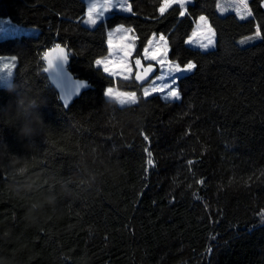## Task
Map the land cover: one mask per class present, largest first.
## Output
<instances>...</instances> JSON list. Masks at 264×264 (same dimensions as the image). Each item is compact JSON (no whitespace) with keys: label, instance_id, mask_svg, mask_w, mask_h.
<instances>
[{"label":"trees","instance_id":"obj_1","mask_svg":"<svg viewBox=\"0 0 264 264\" xmlns=\"http://www.w3.org/2000/svg\"><path fill=\"white\" fill-rule=\"evenodd\" d=\"M263 2L248 0L252 15L240 19L246 10L238 0H193L184 16L177 3L161 14L164 0H129L131 13L115 9L89 27L82 22L86 0H0V16L35 28L1 38L0 55L17 57L13 81L27 76L42 92L47 104L40 111L50 125L46 139L36 137L29 149L0 118V259L264 264ZM202 15L217 35L208 50L186 43ZM121 24L136 35L133 60L157 66L142 85L136 72L125 81L95 64L109 54L108 33ZM257 25L261 37L240 44ZM161 35L167 60L196 64L178 81L179 100L165 99L168 89L151 92L163 83H152L162 70L143 50L148 40L163 45ZM56 44L69 48L71 70L94 86L69 109L43 72L44 53ZM9 86L0 85V108L13 99ZM109 87L141 97L129 106L142 118L138 127L106 107ZM85 149L111 156L120 168L82 186L76 161Z\"/></svg>","mask_w":264,"mask_h":264},{"label":"snow or ice","instance_id":"obj_2","mask_svg":"<svg viewBox=\"0 0 264 264\" xmlns=\"http://www.w3.org/2000/svg\"><path fill=\"white\" fill-rule=\"evenodd\" d=\"M107 2H110V0H107ZM186 2V0H164L163 5L160 7V13L163 14L165 11H167L168 8L172 7L173 4L179 3L180 5H183ZM190 2V0H189ZM233 2H237V0H233ZM239 4H242L244 9L246 10L245 15H241L240 19H245L246 17H250L252 15L250 10L248 9V0H238ZM116 9L122 8L121 0H116V3L114 5ZM96 10V6L93 5L88 9V18L83 23L89 24V25H97V19L93 17L92 13ZM124 11H127L131 13L132 9L131 6L127 7V9H123ZM237 12H240V8L235 9ZM102 16V13L100 14ZM180 16H184V12H180ZM103 18V17H102ZM200 25L202 26V32L199 33L200 36H202V39H197L196 41H187L186 43H195L199 46L201 49H209L210 47H214V37H215V31L212 29L211 25L208 23V18L206 16H200L199 17ZM121 29H124V25H119L114 31H120ZM125 32H132L133 29L128 28L124 29ZM112 33L109 32V40H108V50L109 55H112L113 47L117 49L119 53L122 55L119 57V59L116 60H110L107 58L104 59H96L95 64L99 67L102 66L103 72L108 74L109 77L114 76H120L123 80L127 81L131 79L132 74V67L128 63V58L132 55V44H122V45H116L114 46L112 44L111 40ZM193 35H198V33H193ZM261 37L260 28L257 25L254 36L246 37L245 39L240 41V44H245L247 42L253 41L257 38ZM153 39H155V35L153 36ZM159 40L163 42V45L160 44H154L153 40L147 41V46L144 47L143 54L144 57L147 60L150 61H158L159 65L161 66L162 74L160 76H157L152 83H155L157 80L163 81L161 85H158L156 87H153L151 89V92H164L165 89H168L165 99L168 100H179L181 97V92L179 88L178 81L185 78L186 74L191 73L192 70L196 68V64L188 61L183 67L179 63H175L173 61L167 60L168 56V46H167V40L166 38L161 35L159 37ZM152 48V51H149V48ZM51 53H57L56 55V61L58 59L67 60L68 55L65 52V49L61 47L60 44H56L55 47L49 52L44 53V58L48 61V68H51L53 64V59L51 56ZM163 56V59L160 58V56ZM2 59V58H0ZM13 61H15L17 58L13 56L11 58ZM136 66L142 67L141 60L137 58L135 60ZM111 65V66H110ZM15 67V65H12ZM4 67H9V64H4ZM46 70V69H45ZM153 65L149 63L146 68H144L143 72H137L135 74V81L136 82H142L146 79V77L153 71ZM107 94L108 96L114 97L116 100L119 101L121 106L127 105V106H135L138 102V100L141 97L137 96V92L135 91H123V92H115L113 91L112 87L107 88L104 95ZM150 95L149 89L145 88L143 90L142 97L147 98ZM147 139V136L144 137ZM149 157H151V153H148ZM149 164H152V160H148ZM191 163V162H189ZM264 215V214H262ZM211 249H209V252Z\"/></svg>","mask_w":264,"mask_h":264},{"label":"clouds","instance_id":"obj_3","mask_svg":"<svg viewBox=\"0 0 264 264\" xmlns=\"http://www.w3.org/2000/svg\"><path fill=\"white\" fill-rule=\"evenodd\" d=\"M0 73L11 77L15 74V70L12 65L5 68L4 64L0 63ZM7 90L13 95V99L5 107L0 108V118L10 120V125L17 129L18 137L27 141L26 147L31 149L37 145L36 137L44 139L47 137L50 125L45 122L40 111L46 106L47 100L32 79L27 76L20 82L14 80ZM104 104L113 114L117 110L120 111L118 119L125 126L138 127L141 124L140 114L130 111L127 105L121 106L114 97L105 94ZM120 166V162L109 155H97L91 149L82 150L76 161L79 183L84 187H89L99 182L102 170L119 169ZM0 264H6V261L0 259Z\"/></svg>","mask_w":264,"mask_h":264},{"label":"rangeland","instance_id":"obj_4","mask_svg":"<svg viewBox=\"0 0 264 264\" xmlns=\"http://www.w3.org/2000/svg\"><path fill=\"white\" fill-rule=\"evenodd\" d=\"M86 1H87V12L85 14L84 20H86L88 18V9L90 7H92L93 5H95L96 10L92 13V15L94 18L97 19V24H98V22L103 20L106 16H108L112 10L116 9L114 7L116 0H110V2H107V0H86ZM192 2H193V0H190V2H189V0H186V2L183 5H181L184 13L187 12V7ZM121 3H122V8H121L122 10L127 9V7L130 6L129 0H121ZM177 4H179V3H177ZM101 13H102V16L100 15ZM203 16H205V15H203ZM208 23L210 24L209 19H208ZM84 24H86V23H84ZM86 25H88L89 27H95L96 26V25L93 26V25H89V24H86ZM199 25H200V22H199V18H198V20L196 21V24H195V28L193 30V33L194 32L198 33V35H193V33H192L191 36L189 37L188 41L191 40L194 42L197 39L203 38L202 36L199 35V33H201L203 30L202 26H199ZM118 26H116L115 28H113L109 31L112 33L110 38H111L112 44L114 46L122 45V44H132L133 45L132 55L128 58V63L133 69L132 74H131V77H132V75L137 71L135 61L132 58L133 53H134L135 48H136V35L133 33V31L132 32H125L124 29L129 28L126 26H124V29H121L120 31H114V29H116ZM211 27H212V25H211ZM212 29L215 31V29L213 27H212ZM34 30H35L34 27H26V26L14 23L9 18L0 16V39L8 37V36H14V35H20L23 33L33 32ZM216 42H217V35H216V31H215L214 47L216 46ZM189 44L193 47L199 48V46L195 43H189ZM211 48H213V47H210L209 49H211ZM204 50H208V49H204ZM121 55L122 54L119 53L115 47H113L112 55L108 54L106 57H103L101 59L107 58L110 60H116V59H119V57ZM13 56L14 55H5V56L0 55V58H2V59H0V63L9 64V65L14 64L15 65L14 70H16L17 59L15 61H13L11 59ZM114 77H120V76H114ZM13 79H14V75L10 77L4 73H0V85H11L13 83ZM112 88H113L114 93L115 92H123L122 90H120L117 87H112Z\"/></svg>","mask_w":264,"mask_h":264},{"label":"water","instance_id":"obj_5","mask_svg":"<svg viewBox=\"0 0 264 264\" xmlns=\"http://www.w3.org/2000/svg\"><path fill=\"white\" fill-rule=\"evenodd\" d=\"M60 45L65 49V52L68 55V59L66 61L63 59H58L56 61L55 58L57 53H51L54 65L51 68H48V61L43 56V59L45 61V67L43 69V72L48 75L51 84L58 91L60 99L66 109H69L71 105L83 95L84 92L92 89L94 86L88 79L77 77L73 73L70 68L72 62L71 52L66 45ZM54 47L55 46L49 48L46 52H49V50L53 49ZM141 64L142 67H139L136 73L138 71L142 73L144 68H146L148 65L145 64L143 61H141ZM152 65L154 70L149 73V75L144 81L138 82L139 84L142 85L146 83L155 74V72L157 71V66L155 64Z\"/></svg>","mask_w":264,"mask_h":264},{"label":"crops","instance_id":"obj_6","mask_svg":"<svg viewBox=\"0 0 264 264\" xmlns=\"http://www.w3.org/2000/svg\"><path fill=\"white\" fill-rule=\"evenodd\" d=\"M133 76V75H132Z\"/></svg>","mask_w":264,"mask_h":264}]
</instances>
